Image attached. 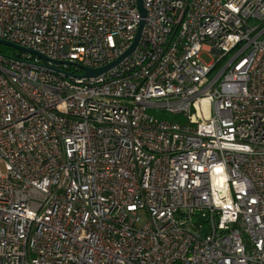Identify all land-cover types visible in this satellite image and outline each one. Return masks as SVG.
I'll use <instances>...</instances> for the list:
<instances>
[{
	"label": "built area",
	"instance_id": "obj_1",
	"mask_svg": "<svg viewBox=\"0 0 264 264\" xmlns=\"http://www.w3.org/2000/svg\"><path fill=\"white\" fill-rule=\"evenodd\" d=\"M143 6L99 76L0 53V264H264V0ZM139 20L0 0V39L90 68Z\"/></svg>",
	"mask_w": 264,
	"mask_h": 264
},
{
	"label": "water",
	"instance_id": "obj_2",
	"mask_svg": "<svg viewBox=\"0 0 264 264\" xmlns=\"http://www.w3.org/2000/svg\"><path fill=\"white\" fill-rule=\"evenodd\" d=\"M136 7H137V10L139 12L140 20H139L138 27L136 29V33H135V36H134V39H133L131 45L128 47V49L125 52H123L115 60H113L110 63H108L106 65H103L101 67L90 68V67H86V66H83V65L75 63V62H68V61H62V60H53V59L48 58L47 56H45L44 54H42V53H40V52H38L36 50L29 49V48H26V47H22L20 45H17V44H14L12 42H9V41H6V40H2V39H0V44L8 46L10 48H13L14 50H17V51H23V52H26V53H30V54H32L34 56H37L43 62V66H45V67H47L49 69H52V70H54L56 72H62V73H65L66 75H70V73L62 71L61 69H59L58 67H55L54 65H50L49 62H51L52 64H60V63L67 62V63H69L71 65H75L80 70H82L83 73H82L81 76H83V77L99 76V75L104 74L106 71H108L109 69H111L115 65H117L121 60H123L125 57H127L136 48V46H137V44H138V42L140 40V37H141V34H142V29H143L144 22H145V20H144L145 8L143 6V0H136Z\"/></svg>",
	"mask_w": 264,
	"mask_h": 264
},
{
	"label": "rangeland",
	"instance_id": "obj_3",
	"mask_svg": "<svg viewBox=\"0 0 264 264\" xmlns=\"http://www.w3.org/2000/svg\"><path fill=\"white\" fill-rule=\"evenodd\" d=\"M201 58L206 63H210L213 59V57L211 55H208L206 52L201 53ZM148 112L159 117V118H163V119L179 118V117H176L175 115H173L171 113H168L164 110H160V109H156V108L149 109Z\"/></svg>",
	"mask_w": 264,
	"mask_h": 264
},
{
	"label": "trees",
	"instance_id": "obj_4",
	"mask_svg": "<svg viewBox=\"0 0 264 264\" xmlns=\"http://www.w3.org/2000/svg\"><path fill=\"white\" fill-rule=\"evenodd\" d=\"M0 53L4 55H13L15 54V50L13 48L0 44Z\"/></svg>",
	"mask_w": 264,
	"mask_h": 264
}]
</instances>
